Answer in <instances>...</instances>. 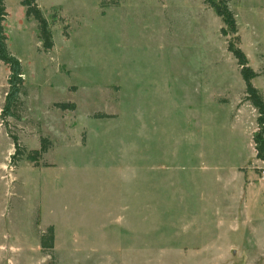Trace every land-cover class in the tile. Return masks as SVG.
I'll return each mask as SVG.
<instances>
[{
    "label": "rangeland",
    "instance_id": "1",
    "mask_svg": "<svg viewBox=\"0 0 264 264\" xmlns=\"http://www.w3.org/2000/svg\"><path fill=\"white\" fill-rule=\"evenodd\" d=\"M19 1L5 0L23 78L6 120L25 153L12 159L0 117V264H264L257 113L227 49L264 95V0H228L236 40L203 0H36L47 51ZM8 74L0 61V111Z\"/></svg>",
    "mask_w": 264,
    "mask_h": 264
},
{
    "label": "trees",
    "instance_id": "2",
    "mask_svg": "<svg viewBox=\"0 0 264 264\" xmlns=\"http://www.w3.org/2000/svg\"><path fill=\"white\" fill-rule=\"evenodd\" d=\"M205 4L211 7L215 14L219 16L224 24L223 31L237 39V24L232 10L229 8L228 0H203ZM20 5L24 8L25 18L32 17L36 21L37 37L44 51L51 49L54 45L52 33L49 28V22L43 16L41 9L36 0H20ZM8 15L6 11L5 0H0V61L3 62L9 70L7 77V91L4 97V103L0 111V117L5 125L7 134L12 140L15 153L12 159L19 160L25 153V148L20 144L19 137L15 132L8 128V117L18 118L14 111L20 102L19 97L23 87L22 66L20 60L13 55L7 46V35L4 31V21ZM228 51L231 52L237 61L240 76L244 82V100L248 101L256 110V128L252 133V142L255 152V158L264 164V95L252 83V79L258 76V73L248 65V60L237 42L231 38L228 40ZM61 110L74 109L73 103L57 102L55 103ZM49 140L45 137L40 139L39 148L32 150L35 155L34 159L46 153L49 148ZM39 242L41 249L48 255L52 254L54 231L53 226L49 225L46 230L40 234Z\"/></svg>",
    "mask_w": 264,
    "mask_h": 264
},
{
    "label": "built area",
    "instance_id": "3",
    "mask_svg": "<svg viewBox=\"0 0 264 264\" xmlns=\"http://www.w3.org/2000/svg\"><path fill=\"white\" fill-rule=\"evenodd\" d=\"M261 180L264 181V169H262Z\"/></svg>",
    "mask_w": 264,
    "mask_h": 264
},
{
    "label": "crops",
    "instance_id": "4",
    "mask_svg": "<svg viewBox=\"0 0 264 264\" xmlns=\"http://www.w3.org/2000/svg\"><path fill=\"white\" fill-rule=\"evenodd\" d=\"M252 144H253V142H252ZM254 154H255V152H254Z\"/></svg>",
    "mask_w": 264,
    "mask_h": 264
}]
</instances>
